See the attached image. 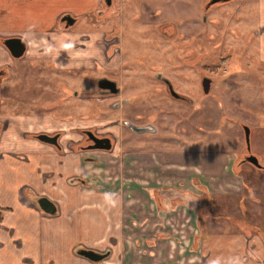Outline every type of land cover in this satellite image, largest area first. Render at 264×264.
<instances>
[{"label": "rangeland", "instance_id": "374dc122", "mask_svg": "<svg viewBox=\"0 0 264 264\" xmlns=\"http://www.w3.org/2000/svg\"><path fill=\"white\" fill-rule=\"evenodd\" d=\"M203 4L199 13L192 0H122L120 7L116 2L108 15L113 18L108 20L116 24L111 32L117 35L118 48L112 52L116 55L108 58L106 47L115 40L103 36L97 41L96 56L105 64L95 72L88 69L90 65L77 61L74 67L62 65L70 58L62 49L60 63L31 58L27 51L21 57L10 56L11 63L2 68L4 75L0 78V120L6 126L0 134V148L9 143L8 128L25 117L32 131L60 129L66 147L71 140L81 138L82 129L107 130L116 138L115 156H99L98 167L83 164L88 172L92 167L102 172L104 186L113 192L119 190L123 169L135 174L140 155L151 157L161 176L170 167L169 158L176 156L177 178L182 179L171 182L161 178L166 184L158 185L181 186L195 196L201 192L191 177L202 178L207 172L199 160L224 157L222 168L208 170L210 178L206 182L213 193L212 204L200 208L198 225L189 220L192 233L210 237L205 241L214 254L213 236L232 234L235 239L225 248L247 246L255 259H245V251L240 257H227L234 263L239 259L243 264H258L264 253V241L258 235V229L264 230V170L247 163L238 166L241 180L249 185L245 187L230 169L241 149V123L249 125L250 148L264 163V63L258 57L257 15L254 7H247L251 4L241 6L238 0L213 4L205 12ZM103 20L105 24L107 18ZM85 47L83 42L77 48L85 52ZM201 72L213 79L207 94L199 87ZM98 75L114 79L119 92L98 94L93 85ZM164 79L190 100L169 94ZM115 100L121 105L113 108L110 103ZM248 102L255 107L252 111L244 106ZM125 121L151 124L154 131L134 132ZM17 133L22 132L17 129ZM0 168H5L2 162ZM225 172L230 180L212 185ZM224 185L228 194L223 192ZM208 207L211 214L206 219ZM205 247L199 250L203 252ZM213 264L226 263L217 260Z\"/></svg>", "mask_w": 264, "mask_h": 264}, {"label": "crops", "instance_id": "0c3cea01", "mask_svg": "<svg viewBox=\"0 0 264 264\" xmlns=\"http://www.w3.org/2000/svg\"><path fill=\"white\" fill-rule=\"evenodd\" d=\"M120 1L114 0L115 3ZM192 1L200 13L203 0ZM243 1L254 3L256 7L258 57L264 61V0ZM101 3L102 0H0V37H21L27 43V54L31 58L60 63V49L67 48L70 58H65V65L76 66L77 61L80 65L92 66L91 57L101 62L100 56H96L95 40L116 25L108 20L113 19L111 17L105 24L98 25L96 11ZM63 13H70L76 19L72 26L59 29L58 19ZM83 35L87 37L85 52L77 47L69 48ZM46 44L48 49L43 54L38 48ZM10 56L8 48L0 42V67L10 65ZM28 126L31 128L26 117L19 122V128L10 126L6 131L9 143L6 141L0 148V162L5 165L4 169L0 168V264H213L217 260L235 264L227 255L240 257L244 251L245 259H255L247 246L225 248L234 241L232 234L220 232L213 236L216 254L209 250L207 237L198 238V244L193 242L195 235L189 220L196 223V217L202 215L196 211L201 199L186 192L187 189L168 188L169 195L165 193L167 190H160L164 207H156L151 189L157 187L158 182L166 184L161 178L171 182L182 179L177 178L176 156L169 158L170 167L161 176L153 159L140 155L135 174L130 175L129 168L123 169L121 187L113 192L101 183L98 164L85 162L96 166L89 172L85 170L86 153H60L32 136L18 135L17 129L30 132ZM115 148L87 155L99 163V156L103 154L110 158L115 156ZM224 161L219 155L200 159L207 170L200 179L209 183L208 170L222 168ZM74 173L84 176L88 183H68L66 178ZM221 175L212 185L230 180L228 173ZM239 180L242 183L240 176ZM24 186L55 201L58 213L48 215L40 211L22 194ZM226 190L224 185V194H228ZM172 199H181V202L171 207ZM208 218L210 216H206ZM258 235L264 241V235ZM77 246L103 251L105 256L92 261L74 252ZM202 246H206L203 252L199 250ZM258 264H264V253Z\"/></svg>", "mask_w": 264, "mask_h": 264}, {"label": "flooded vegetation", "instance_id": "af4514ba", "mask_svg": "<svg viewBox=\"0 0 264 264\" xmlns=\"http://www.w3.org/2000/svg\"><path fill=\"white\" fill-rule=\"evenodd\" d=\"M109 2L107 3V0H102V3H101V5L99 6V8H98V10L96 11V17H97V19H98V21H97V23H98V25H100V24H103L104 22H105V20H103V18H110L111 16H108L109 14H110V12H111V10L112 9H114L115 7H113L114 5H115V2H114V0H108ZM204 1V4H203V11L205 12V11H207V9L211 6V5H213V4H216V3H220V2H226V1H228V0H216V1H213L212 3H210L209 5H207L206 6V4H207V2L208 1H210V0H203ZM203 1H202V3H203ZM245 2H248V1H241V0H238V3L239 4H241V6H242V3H244L245 4ZM202 3H201V5H200V12H201V9H202ZM250 3V2H249ZM117 4H119V7H120V2L119 3H117ZM251 5L250 6H247V7H254L255 8V12H256V7L255 6H253L254 5V3H250ZM246 5V4H245ZM245 10H250V8H245ZM64 14H70V13H63V14H61L60 15V17L62 16V15H64ZM71 15V14H70ZM256 15V14H255ZM72 16V15H71ZM59 17V18H60ZM73 18H74V20H73V22L71 23V24H69V25H67L66 27L64 26V23H65V21H59V19H58V22H59V25H58V27H59V29H62V28H68V27H70V26H72L73 25V23L75 22V16H72ZM112 18V17H111ZM97 25V26H98ZM116 26V25H115ZM115 26H112V27H110V29L108 30V31H106V32H104V33H102L101 35H99V37L95 40V45L97 46V41L98 42H100V39H102V37L103 36H105L108 40H110V39H114L115 40V43H111L110 45L108 44L107 45V47H106V50H105V53L106 54H108V58H110V57H113L114 55H116V52L115 53H112L113 52V50L115 49L116 50V48H118V46H117V35L116 34H114V33H116V31L114 32V33H111L112 32V29H113V27H115ZM256 26H257V24H256ZM258 30V27H257V29H255V35H256V31ZM166 29H164L163 30V32H165L166 33ZM109 32V33H108ZM108 33V34H107ZM80 36V35H79ZM86 39H87V37H86V35H83L78 41H76L74 44H72L69 48H76V47H78L79 46V44H82L83 42L84 43H86ZM48 40H51V39H49L48 38ZM48 40H47V42H48ZM25 41V40H24ZM2 45H4V43H1ZM5 46V45H4ZM27 43H26V41H25V49H24V52H26V51H28V50H26L27 49ZM6 47V46H5ZM97 48H98V46H97ZM47 49H48V44H46V45H42L41 47H39L38 48V50H41V52L42 53H46L47 52ZM61 50V49H60ZM62 51H63V53H66V57H68L69 56V53L67 52L68 51V49L67 48H63L62 49ZM24 52L22 53V55H20V56H18V57H21V56H23L24 55ZM118 54V53H117ZM10 55L12 56V57H14L11 53H10ZM90 61L92 62V65L93 66H91V67H89L88 69H91V70H93L94 72H95V69L97 68V69H100L101 67H102V65L103 64H105V62H99V60L98 59H96L95 57H91L90 58ZM260 62H262V63H264V61H261V60H259ZM62 65H65V64H62ZM72 67H74V66H72ZM3 67H0V78L4 75V69H2ZM84 69H86V67H83ZM163 81V80H162ZM164 85H165V88H166V90L169 92V94H171L173 97H178V98H183V99H185V100H190V98H189V96L187 95V94H185V93H179V92H176L173 88H172V86H171V84L169 83V81L167 80V79H164ZM212 83H213V79H212V77L211 76H209V75H207V74H205V73H203V72H201L200 73V75H199V87H200V89H201V91H202V93H208L209 92V89H210V87H211V85H212ZM93 85H94V88L97 90V93L98 94H104V95H115V94H117L118 92H119V86L117 85V83H116V81L114 80V79H111L110 77H108V76H106V75H98V76H96L95 77V79L93 80ZM261 98H262V102H263V104H264V92L262 93L261 92ZM111 106L113 107V108H116V107H118L119 105H121V103L118 101V100H115V101H112L111 103ZM217 104H220V101H217ZM248 104L249 105H244L245 106V108H247V109H249V110H251V109H254L255 107L253 106V105H251V103H249L248 102ZM249 107V108H248ZM252 111V110H251ZM238 121H239V119H238ZM242 121V120H241ZM240 121V122H241ZM127 122H130V121H125V123H126V125H127ZM130 123H132V122H130ZM133 124V123H132ZM264 124V123H263ZM15 127H17V128H19V122L17 121V122H14V124H13ZM134 125H137V124H134ZM139 126H143V125H147V126H149V130H144V131H141V132H137V133H142V132H150V131H154V127L151 125V124H148V123H146V124H138ZM128 126V125H127ZM5 124L3 123V122H1V120H0V134H2V131L5 129ZM29 127V126H28ZM129 127V126H128ZM240 127H241V130H242V144H241V149H239L238 150V155H236L235 154V156H234V159L232 160V162H231V165H230V169H231V172L234 174V175H236V176H239L240 175V172L238 173L237 172V168H238V166L240 167L242 164H244V163H247V164H250V165H252V166H254V167H257V168H260V169H263L264 170V163H260L259 162V160H258V155H257V151H253L251 148H250V127H249V125L248 124H246V123H241L240 124ZM245 127H247V129H248V146H247V142L245 141ZM30 128V127H29ZM130 128V127H129ZM131 129V128H130ZM31 130V129H30ZM49 129H40V130H38V131H21L22 133V135L23 136H26V137H29V136H32L33 138H35V139H37V140H39V141H41V142H43V143H47V144H50L51 146H52V148H54L55 150H58V151H60V153H64V152H70V151H74V152H84V153H90V152H92V151H100V152H110V151H112V149H114L115 148V145H116V138H114L113 137V134L111 133V132H109V131H97L96 129H94V130H91V129H82V136H81V138L79 139V140H77V141H70L71 142V145H69L68 147H66L67 146V144H64L63 145V139L61 140V137H62V135L64 134L63 132H61L60 131V129L59 130H53V131H48ZM132 130V129H131ZM133 131V130H132ZM89 132H91V133H89ZM135 132V131H134ZM38 134H47L48 136H52V135H54V134H57V137H56V144H54V143H50V142H47V141H42V140H40V139H38L37 138V135ZM92 136L93 137H96V138H105V137H107V138H109V140H110V147L109 148H103V147H91L94 143H97V144H104L105 142H104V140H94V139H92ZM69 143V142H68ZM91 145V146H90ZM252 156H255L256 158H257V160H258V162L261 164V166L260 167H258V166H255L254 164H252L249 160H248V158H252ZM83 160H84V162H93V163H95V164H97L98 163V161L94 158V157H91V156H89V155H85L84 157H83ZM71 177H67L66 178V181L68 182V183H79V184H81V185H86L88 182H87V179L84 177V176H81V175H79L78 173H74V174H72V175H70ZM75 178H83V179H85L86 180V182L84 183V184H82V183H80L78 180H74ZM91 180H94L93 178H90ZM252 181H255V177L254 176H252L251 178H250ZM199 182L200 184H202V185H204L205 187H206V189H207V192L208 193H211V194H213L210 190H209V188H207V184L208 183H205V182H203L202 180H200V178L199 177H191V182L194 184V186L195 187H197L195 184V182ZM242 181V184L245 186V187H249V185L246 183H244V181L243 180H241ZM262 181V180H261ZM25 187H28L30 190H29V192H28V195H38L37 197H36V199L39 197V196H46V195H44V194H38V193H35L32 189H31V187H29V186H24L23 187V189L25 188ZM198 188V187H197ZM158 189L159 190H162V188L160 187H158ZM199 189V188H198ZM165 190H168V188L167 189H165ZM200 190V189H199ZM200 192H202L201 190H200ZM22 194L24 195V193H23V191H22ZM202 194V193H201ZM24 197L26 198V199H28V200H31L38 208H39V206H38V204H37V201H36V199H35V202L32 200V199H30V198H28L27 196H25L24 195ZM47 197V196H46ZM47 198H49V197H47ZM50 199V198H49ZM201 199V201H199V204L198 205H200V204H203V206H208V203H207V201L205 202V199H202V198H200ZM51 200V199H50ZM203 200H204V202H203ZM51 201H53V200H51ZM54 202V204H55V206H56V209H55V211L53 212V213H48V212H45V211H43L42 209H40V211H42L43 213H46V214H48V215H54V214H57L58 213V208H57V203L55 202V201H53ZM203 202V203H202ZM210 210H211V208H209V213L211 214V212H210ZM207 213V212H206ZM207 214L206 216H209L210 214ZM200 217V216H199ZM201 218V217H200ZM197 233V232H196ZM201 236L200 235H198V237H196V235L193 237V242L194 243H196L197 242V239L198 238H200ZM200 242V241H199ZM197 244H198V242H197ZM80 248H86V249H91V248H88V247H83V246H77L74 250V252H76V253H78V250L80 249ZM92 250H95V251H98L97 249H92ZM98 252H100V253H103L104 254V256H105V253L103 252V251H98ZM80 254V253H79ZM104 258V257H103ZM102 258V259H103ZM101 260V259H100ZM99 261V260H98Z\"/></svg>", "mask_w": 264, "mask_h": 264}, {"label": "water", "instance_id": "95a60500", "mask_svg": "<svg viewBox=\"0 0 264 264\" xmlns=\"http://www.w3.org/2000/svg\"><path fill=\"white\" fill-rule=\"evenodd\" d=\"M213 1L216 0H210L207 2L206 6L209 5L210 3H212ZM109 1L107 0V3ZM74 18L70 15V14H64L59 18V21H65L64 26L66 27L67 25L71 24L73 22ZM4 45L8 48L9 52L14 56V57H18L20 55H22V53L24 52L25 49V41L21 38V37H6L3 40ZM127 125L135 132H141L144 130H149V126L147 125H143V126H139V125H134L130 122H127ZM91 133V132H89ZM56 137L57 134H54L52 136H48L47 134H38L37 138L42 140V141H47L50 143H54L56 144ZM92 139L96 140H104V144H97L94 143L91 147H103V148H109L110 147V140L109 138L105 137V138H96L92 136ZM245 141L247 142V146H248V129L247 127H245ZM248 160L254 164L255 166L260 167L261 164L258 162L257 158L255 156H252V158H248ZM37 204L39 206L40 209H42L45 212L48 213H53L56 209V206L54 204L53 201H51L49 198H47L46 196H39L37 199ZM78 253H80L81 255L87 257L88 259L92 260V261H98L100 259H102L104 257L103 253H100L98 251L92 250V249H86V248H80L78 250Z\"/></svg>", "mask_w": 264, "mask_h": 264}, {"label": "trees", "instance_id": "16d2710c", "mask_svg": "<svg viewBox=\"0 0 264 264\" xmlns=\"http://www.w3.org/2000/svg\"><path fill=\"white\" fill-rule=\"evenodd\" d=\"M3 40H4V37H0V42L1 43H3ZM75 181L76 180H78L80 183H82V184H84L85 182H86V180L85 179H83V178H75L74 179ZM196 184V186L202 191V194L201 195H199L198 197H200V198H202V199H205V202L207 201V203H208V205H211L212 204V200H213V195L211 194V193H208L207 192V189H206V187L204 186V185H202V184H200L199 182H195ZM158 187L160 188H162V189H166V188H168L167 186H165V185H158L157 187H153L152 189H151V196H152V198L154 199V201H155V204H156V207H161V208H163L164 206L162 205V202H161V200H162V195H161V193H160V190L158 189ZM29 188L28 187H25L24 189H23V193H24V195L25 196H27L28 198H30V199H32L34 202H35V199H36V197L38 196V195H28V192H29ZM204 194V195H203ZM176 202H181V200L180 199H172V202H171V207H173L174 205H175V203ZM204 206H203V204H200V205H197L196 206V210H197V212L200 210V208L202 209ZM210 207V206H209ZM209 207H208V209H206V212L207 213H205L206 215L209 213ZM207 208V207H206ZM200 212H202V211H200ZM259 230V233L260 234H262V235H264V230H262L261 228L260 229H258Z\"/></svg>", "mask_w": 264, "mask_h": 264}, {"label": "clouds", "instance_id": "9594fccd", "mask_svg": "<svg viewBox=\"0 0 264 264\" xmlns=\"http://www.w3.org/2000/svg\"><path fill=\"white\" fill-rule=\"evenodd\" d=\"M235 264H243L242 261H240L239 259L235 260Z\"/></svg>", "mask_w": 264, "mask_h": 264}]
</instances>
